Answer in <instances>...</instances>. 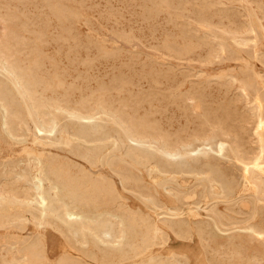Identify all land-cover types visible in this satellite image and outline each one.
<instances>
[{"label":"rangeland","instance_id":"rangeland-1","mask_svg":"<svg viewBox=\"0 0 264 264\" xmlns=\"http://www.w3.org/2000/svg\"><path fill=\"white\" fill-rule=\"evenodd\" d=\"M0 55V264L23 262L21 243L38 234L36 220L28 213L24 214L30 221L28 230L17 229L11 221L14 211L24 212L25 193H34L29 188L38 174L37 160L64 163L81 180L91 174L89 182L101 176L115 185L116 196L106 197L85 187L90 198L85 195V201L76 205L92 222L103 220L113 230H122L129 243L135 240L134 233L153 232L150 250L135 255L127 244L129 259L114 264H169L179 253L182 264H264V244L251 236L264 226V207L243 181L234 152L250 158L257 151L253 116L256 96L264 100V0H0ZM13 71L30 92L34 119L13 91ZM3 102L10 108L6 123ZM44 119L47 127L56 126L54 133L44 136L35 131L34 120L44 123ZM211 135L228 144L224 157L204 146ZM197 172L204 173L201 177ZM178 221L186 227L181 229ZM155 225L163 235L154 232ZM43 230L55 256L61 250L74 264L105 263L101 249L108 241L103 244L96 238L94 243L89 238L82 251L73 235L67 233L63 239L49 225ZM157 237L163 238L161 245ZM16 240L20 243L13 245ZM75 248L86 255L80 256Z\"/></svg>","mask_w":264,"mask_h":264},{"label":"bare ground","instance_id":"bare-ground-1","mask_svg":"<svg viewBox=\"0 0 264 264\" xmlns=\"http://www.w3.org/2000/svg\"><path fill=\"white\" fill-rule=\"evenodd\" d=\"M254 3V2H253ZM256 15V14H255ZM250 26H252V25H250ZM253 29V28H252ZM255 34V33H254ZM256 38V37H255ZM9 41V40H8ZM207 42H208V40H207ZM247 43V42H246ZM15 44H16V42H15ZM241 44V43H240ZM245 44V43H244ZM248 44V43H247ZM239 45V44H238ZM247 46V45H246ZM7 51V50H6ZM10 53V52H9ZM4 55V54H3ZM5 56V55H4ZM0 57H1V55H0ZM6 58H8V57H6ZM212 58V57H211ZM0 59H2V58H0ZM12 60V59H11ZM10 60V61H11ZM214 60V59H213ZM2 61H3V59H2ZM7 62H8V60H6ZM10 61H9V63H10ZM5 63V62H4ZM8 63V64H9ZM23 63V62H22ZM2 64V63H1ZM8 64L6 65L7 67H8ZM12 64V63H11ZM24 64V63H23ZM13 65V64H12ZM14 65H15V63H14ZM25 65V64H24ZM6 67V68H7ZM17 67V66H16ZM5 68V69H6ZM11 68H12V66H11ZM14 68H15V66H14ZM8 69V68H7ZM13 69V68H12ZM25 69H27V67L25 66ZM11 70V69H10ZM30 70V69H29ZM35 70V69H34ZM8 71V70H7ZM12 71V70H11ZM15 71H16V68H15ZM18 71V70H17ZM19 72H20V68H19ZM23 72V71H22ZM26 72V71H25ZM27 72H29L28 70H27ZM34 72L35 71H33L31 74H34ZM8 73V72H7ZM11 74L13 75V80H12V82H13V91H15V93L17 94V95H19L20 96V99H22V101H23V103H24V106L26 107V111H28V115L31 117V119L34 117V107H33V105H31L30 104V102H29V98H30V92L26 89H24V87H23V85H22V81H19L17 78V75H16V73L13 71V72H11ZM30 74V75H31ZM21 73H20V77H21ZM25 75V74H24ZM1 76H2V74H1ZM3 77V76H2ZM28 77V76H27ZM30 77V76H29ZM247 77H248V75H247ZM1 78V77H0ZM24 78H26V76L25 77H23V79L22 80H24ZM31 78V77H30ZM20 79V78H19ZM29 79V78H28ZM250 80V79H249ZM248 80V81H249ZM2 81V80H1ZM7 81V80H6ZM254 81V80H253ZM252 81V82H253ZM27 82V81H26ZM28 82H30V81H28ZM250 82H251V80H250ZM252 82H251V84H252ZM31 83V82H30ZM249 83V82H248ZM25 84V83H24ZM27 84V83H26ZM32 84H33V82H32ZM36 84V83H35ZM38 84V83H37ZM247 84V83H246ZM3 84L1 83V86H2ZM248 85H250V84H248ZM247 85V86H248ZM11 86V85H10ZM29 86V85H28ZM27 86V87H28ZM3 87H5V86H3ZM209 87V86H208ZM251 87H252V90H253V87H255L254 86V84L253 85H251ZM30 88H32V87H30ZM3 89V88H2ZM1 89V90H2ZM12 89V88H11ZM258 89L259 88H257V90L256 91H258ZM4 90V89H3ZM8 90V89H7ZM260 90H261V88H260ZM7 92V91H6ZM1 93V92H0ZM13 93V92H12ZM172 93V92H171ZM8 94H11V93H9L8 92ZM14 94V93H13ZM249 94V93H248ZM258 94V93H257ZM1 95V94H0ZM243 95H244V92H243ZM245 95H246V93H245ZM250 96V95H249ZM5 97V96H4ZM10 98V97H9ZM246 98V97H245ZM253 98V97H252ZM251 98V99H252ZM11 99V98H10ZM13 99V98H12ZM1 100V99H0ZM7 100V96L4 98V101L5 102H7L6 101ZM14 100H15V98L12 100L13 102H14ZM247 100H249L248 99V97H247ZM17 101H19V100H17ZM31 101V100H30ZM264 101V100H263ZM262 101V98H261V96L258 94L257 96H256V98H255V106H254V116L253 117H255V123H256V131H255V137H256V146H257V151H256V153L254 152V151H252L254 154H252V155H254V156H252V155H250L251 157L249 158V157H245L244 155H246V154H244V152H243V154L244 155H241L240 153H239V151L238 150H234V152H235V154H236V157H237V160L240 162V164H241V167H242V171H243V173H242V178H243V181L245 182V183H247V184H249L252 188H253V190H254V194H255V198L257 199V201H259V203H261V206H263L264 207V102ZM5 102H3V104H2V109H3V111H4V118H5V123L7 122V118H8V115H9V105L7 106L6 104H5ZM9 102H11L10 100H9ZM36 102V101H35ZM42 102V101H41ZM1 103V102H0ZM8 103V102H7ZM12 103V102H11ZM16 103V102H15ZM34 103V102H33ZM60 103V102H59ZM8 104H10V103H8ZM35 104V103H34ZM58 104V103H57ZM240 104V103H239ZM247 104V103H246ZM249 104V103H248ZM253 104H254V101H253ZM252 104V105H253ZM17 105V104H16ZM66 105V104H65ZM185 105V104H184ZM252 105H250V106H252ZM10 106H11V104H10ZM18 106V105H17ZM44 106V105H43ZM42 106V107H43ZM12 107H13V105H12ZM16 107V106H15ZM20 107V106H19ZM18 107V108H19ZM41 107V106H40ZM18 108H16V109H18ZM248 108H249V106H248ZM251 108H253V107H251ZM251 108H249V110L251 109ZM37 109H38V107H37ZM42 109V108H41ZM40 109V110H41ZM121 109V108H120ZM12 110H13V108H12ZM14 110H15V108H14ZM13 110V111H14ZM18 110H20V109H18ZM43 110V109H42ZM60 110H62V109H60ZM65 111V110H64ZM94 111V110H93ZM250 111H252V110H250ZM249 111V112H250ZM17 112V111H16ZM19 112V111H18ZM37 112H38V110H37ZM75 112V111H74ZM249 112H247V114H249ZM13 113V112H12ZM21 113V112H20ZM20 113H18V114H20ZM25 113V112H24ZM23 113V114H24ZM64 113V112H63ZM90 113H91V111H90ZM10 114H11V112H10ZM41 114V113H40ZM39 114V115H40ZM95 114V113H94ZM43 115V114H42ZM122 115V114H121ZM250 115V114H249ZM248 115V116H249ZM253 115V114H252ZM12 116V115H11ZM21 116V115H20ZM43 116H45V115H43ZM86 116V115H85ZM88 116V115H87ZM123 116V115H122ZM247 116V117H248ZM10 117V116H9ZM13 117V116H12ZM15 117V116H14ZM18 117V116H17ZM124 117H126V116H124ZM1 118H2V116H1ZM0 118V119H1ZM25 118V117H24ZM45 118V117H44ZM34 119V118H33ZM91 119V118H90ZM175 119V118H174ZM247 119V118H246ZM252 119V118H251ZM4 120V119H3ZM12 120V119H11ZM253 120V119H252ZM26 121V120H25ZM92 121V120H91ZM91 121H88V122H91ZM120 121H122V120H120ZM249 121V120H248ZM247 121V122H248ZM83 122H86V121H83ZM87 122V123H88ZM27 123V122H26ZM33 123V122H32ZM34 123H35V131H37L38 133H41V135H47V134H50V133H54L55 131H56V126L53 124H51V126H48L47 127V125L48 124H45L46 122H45V119H44V123H38V122H36L35 120H34ZM47 123H49V122H47ZM249 123V122H248ZM250 123H251V121H250ZM2 124V123H1ZM102 124V123H101ZM253 124V123H252ZM13 125V124H12ZM220 125V124H219ZM10 126V125H9ZM33 126V125H32ZM125 126H127V125H125ZM3 127V126H2ZM5 127H7V126H5ZM13 127V126H12ZM25 127V126H24ZM92 127V126H91ZM94 127V126H93ZM99 127V126H98ZM123 127H124V124H123ZM143 127V126H142ZM17 128V127H16ZM58 128H59V126H58ZM134 128V127H133ZM223 128V127H222ZM254 128V127H253ZM18 129H20V128H18ZM87 129V128H86ZM118 130H119V128H117ZM128 129V127L126 128V130ZM15 130V129H14ZM26 130H27V128H26ZM99 130V129H98ZM103 130V129H102ZM130 130V129H129ZM129 130H128V132H129ZM134 130H135V128H134ZM164 130V129H163ZM223 130V129H222ZM221 130V131H222ZM7 131V130H6ZM9 131H11V130H9ZM78 131H79V129H78ZM81 131V130H80ZM101 131V130H100ZM105 131V130H104ZM2 132V131H1ZM98 132V131H97ZM96 132V133H97ZM161 132V131H160ZM3 133V132H2ZM18 133V132H17ZM37 133V134H38ZM73 133V132H72ZM76 133V132H75ZM82 134L81 135H85V133H86V131L84 130L83 132H81ZM88 133V132H87ZM101 133V132H100ZM130 134H132L131 133V131L129 132ZM128 133V134H129ZM162 133V132H161ZM197 133V132H196ZM195 133V134H196ZM74 134V133H73ZM77 134V133H76ZM133 134H134V132H133ZM136 134V133H135ZM160 134V133H159ZM253 134V133H252ZM75 135V134H74ZM103 135H105L104 133H103ZM137 135V134H136ZM50 136V135H49ZM79 136H80V134H79ZM102 136V135H101ZM197 136V135H196ZM234 136V135H233ZM11 137V136H10ZM14 137V136H13ZM51 137V136H50ZM53 137V136H52ZM81 137V136H80ZM82 137H85V136H82ZM86 137H88V136H86ZM102 137H104V136H102ZM101 137V138H102ZM106 137V136H105ZM133 137V136H132ZM138 137V136H137ZM161 137V136H160ZM22 138V137H21ZM73 138V137H72ZM77 138H79V137H77ZM90 138V137H89ZM135 138V137H134ZM203 138V137H202ZM253 138V137H252ZM75 139H76V136H75ZM82 139V138H81ZM85 139V138H84ZM88 139V138H87ZM100 139V138H99ZM105 138H103V140H104ZM107 139V138H106ZM112 138H110V140H111ZM118 139V138H117ZM125 139H126V136H125ZM133 139V138H132ZM137 139V138H136ZM144 139V138H143ZM194 139V138H193ZM197 139V138H196ZM255 139V138H254ZM79 140V139H78ZM83 140V139H82ZM82 140H80V142L82 141ZM86 140V139H85ZM167 140V139H166ZM60 141V140H59ZM77 141V140H76ZM88 141H89V139H88ZM97 141V140H96ZM100 141V140H99ZM116 141V140H115ZM128 141V140H127ZM129 141H131V140H129ZM206 142H205V147H208L209 148V151L210 152H217L218 154H219V156L220 157H224V155H225V151L227 150V146H228V144L227 143H225V141H223V140H219V139H217V137L215 136V135H211V136H209V138L207 139V140H205ZM79 142V141H78ZM83 142V141H82ZM101 143H102V141H100ZM104 142H106V141H104ZM108 142V141H107ZM140 142V141H139ZM187 142V141H186ZM250 142V141H249ZM60 143V142H59ZM85 143V142H84ZM86 143H87V141H86ZM85 143V144H86ZM91 143V142H90ZM89 143V145L91 146V144ZM100 143V144H101ZM136 143V142H135ZM189 143V142H188ZM187 143V144H188ZM238 143V142H237ZM242 143V142H241ZM255 143V142H254ZM21 144V143H20ZM76 144V143H75ZM97 144V143H96ZM99 144V143H98ZM124 144V143H123ZM122 144V145H123ZM246 144V143H245ZM22 145V144H21ZM58 145V144H57ZM87 145V144H86ZM133 145V144H132ZM165 145V144H164ZM183 145V144H182ZM241 145V144H240ZM79 146V145H78ZM105 146V145H104ZM134 146V145H133ZM137 146V145H136ZM139 146V145H138ZM166 147V146H165ZM186 147V146H185ZM189 147V146H188ZM187 147V148H188ZM230 147V146H229ZM81 148V147H80ZM79 148V149H80ZM106 148H108V147H106ZM106 148H103V149H106ZM130 148V147H129ZM158 148V147H157ZM237 148V147H236ZM172 149V148H171ZM240 149V148H239ZM129 150V149H128ZM166 150H167V147H166ZM189 150V149H188ZM198 150H200V149H198ZM92 151H94V150H92ZM130 151H131V149H130ZM163 151V150H162ZM167 151H169V150H167ZM186 151V150H185ZM201 151V150H200ZM242 151H243V149H242ZM241 150H240V152H242ZM87 152V151H86ZM88 152H91L90 150L88 151ZM101 152H103V150L101 151ZM108 152H110V151H108ZM114 151H112L111 152V154L113 153ZM131 152H133V151H131ZM171 152H172V150H171ZM196 152V151H195ZM201 152H203V150L201 151ZM233 152V151H232ZM249 152H251V150L249 151ZM94 153L95 152H93V155H94ZM163 153V152H162ZM173 153H174V151H173ZM196 153H198V152H196ZM248 153V152H247ZM90 154V153H89ZM133 154V153H132ZM135 154V153H134ZM133 154V155H134ZM170 154V153H169ZM168 154V155H169ZM199 154V153H198ZM249 154V153H248ZM86 155L88 156V154L86 153ZM85 155V156H86ZM96 155V154H95ZM113 155V154H112ZM128 155V154H127ZM131 155V154H130ZM133 155L132 156H129V157H133ZM216 155V154H215ZM77 156V155H76ZM86 156V157H87ZM109 156V155H108ZM164 156V155H163ZM165 156H167V155H165ZM175 156V155H174ZM248 156V155H247ZM81 157H83L82 155H81ZM94 157V156H93ZM112 157V156H111ZM181 157V156H180ZM36 158V157H35ZM85 157H83V159H84ZM88 158H90V157H88ZM87 158V159H88ZM95 158V157H94ZM93 158V159H94ZM104 158V157H103ZM134 158V157H133ZM165 158V157H164ZM167 158H168V156H167ZM166 158V159H167ZM179 158V157H178ZM196 158V157H195ZM34 159V158H33ZM90 159H92V157L90 158ZM92 159V160H93ZM109 159V158H108ZM170 159H172V158H170ZM169 159V160H170ZM119 160V159H118ZM47 161V160H46ZM49 161V160H48ZM84 161V160H83ZM87 161H89V160H87ZM87 161H84V162H87ZM95 161V160H94ZM92 162V163H94L95 164V162ZM102 161V160H101ZM172 161V160H171ZM90 162H91V160H90ZM108 162V161H107ZM111 162V161H110ZM167 162V161H166ZM173 162V161H172ZM61 163H63V161L61 162ZM70 163V162H69ZM87 163H89V162H87ZM102 163V162H101ZM113 163V162H112ZM171 163V162H170ZM35 164V163H34ZM64 164V163H63ZM63 164H55V163H52V164H49V165H47L46 163H43L42 161H39V160H37V162H36V165L38 166V174H36V176L31 180V186H30V188L29 189H33V191H34V193L33 194H31L30 193V191L28 190L26 193H25V198H26V202H25V204L23 205L24 207H25V210H24V212H22V215L21 214H15V211H14V214H12V216H11V221H12V223H13V226L14 227H16L17 229H20V230H26L27 228H28V225H29V223H30V221H28V219L25 217V213H28V214H30L32 217H33V219L34 220H36V222H35V225L36 226H38V228H39V231H38V234H37V236H36V238H34V239H30V240H27V243L25 244L24 242H22L21 244V246H24L23 247V249L25 250V254L22 256L23 257V262L21 261V262H18V263H14V264H50V263H52V264H74V262H72L71 261V259H70V257L69 256H67V255H65V256H62V253H61V250H59V253H58V255L57 256H55V254H52L51 252H50V248H49V241H48V236H46V235H44L43 234V232H45V230H43V226H45V225H49V226H51L52 228H54V230L55 231H57L62 237H63V239H67V233H68V235H73L74 236V238H75V240L77 241V242H75V244L76 243H80V245H81V247L83 248L82 249V251H84V249H86V247H87V245H88V239L89 238H92L93 239V241H94V243L96 242L97 243V241H95L96 240V238H97V240L99 239L100 240V242L101 243H105V241H108L109 242V245H104L103 246V249H101L102 247H100L98 250H100L101 249V251H103V257H104V262L106 263V264H114L115 262H117V260L119 259V260H124V259H129V256H127V251L125 250V248H126V246H127V244H128V246L130 247V248H132V249H130V250H132V254H134L135 253V255H140V254H143V252L146 250V249H148L149 248V243H150V241H151V235L150 234H152L153 232V230H151V231H149V232H152V233H150L149 235L147 234V235H143V233H145V230L143 231V233L141 234V233H139V234H135L134 233V236L136 235V237H135V240H133L131 243H129V241L127 240V236H126V234L122 231V230H120V231H115V230H113V228H111L110 227V225H108V223L107 222H105V221H103V220H99L97 223H94V222H92L90 219H88L87 217H84L79 211H78V209L79 208H81V206H79V208H78V206L76 205L77 203H79V202H84L85 200V198L87 197V195H86V193L88 192L87 190H85V187L87 186H91V187H93V189H94V193H97V194H99L100 196H102V197H106V196H109L111 193H112V196L113 195H115L116 196V194H113V188H114V186H113V184L111 183V182H109V180L108 179H106V178H104V177H101L100 176V178H96L97 180L95 181V182H89V181H87V179L90 177V175L91 174H89V177L87 178V179H85V180H81L80 178H75V177H73L71 174V172H70V170H67L66 169V167L63 165ZM97 164V163H96ZM108 165H109V163H107ZM239 164V163H238ZM237 164V165H238ZM68 165V164H67ZM82 165V164H81ZM89 165H91V164H89ZM70 166V165H69ZM75 166V165H74ZM83 166V165H82ZM170 166V165H169ZM213 166V165H212ZM77 167H79V165L77 166ZM85 167V166H84ZM83 167V168H84ZM93 167V166H92ZM96 167V166H95ZM109 167V166H108ZM94 168V167H93ZM111 168H113V166L111 167ZM206 168V167H205ZM34 169V168H33ZM68 169H70L69 167H68ZM72 169H73V167H72ZM80 169V168H79ZM81 169H82V167H81ZM87 169V168H86ZM180 169H181V167H180ZM201 169V168H200ZM213 169V168H212ZM220 169V168H219ZM74 170V169H73ZM75 170H78V169H76L75 168ZM201 170H203V169H201ZM216 169H214V171H215ZM82 171V170H81ZM112 171H113V169H112ZM177 171V170H176ZM5 172V171H4ZM83 172V171H82ZM200 172V171H199ZM199 172H197V173H199ZM202 172V171H201ZM205 172V171H204ZM203 172V173H204ZM207 172V171H206ZM205 172V173H206ZM220 172H222V171H220ZM74 173V172H73ZM77 173V172H76ZM78 173H80V172H78ZM77 173V174H78ZM85 173H86V171H85ZM90 173V172H89ZM117 173H118V171H117ZM174 173H176V172H174ZM202 173V174H203ZM83 174V173H82ZM115 174V171H114V173H113V175ZM133 174V173H132ZM168 174V173H167ZM170 174V173H169ZM200 174V176L202 177V174L201 173H199ZM218 174V173H217ZM16 175V174H15ZM14 175V176H15ZM80 175H81V173H80ZM84 175V174H83ZM82 175V176H83ZM86 175H88V174H86ZM116 175V174H115ZM123 175V174H122ZM79 176V175H78ZM116 176H118V175H116ZM135 176V175H134ZM170 176V175H169ZM186 176V175H185ZM209 177H210V175H208ZM96 177V176H95ZM207 177V176H206ZM208 177V178H209ZM222 177V176H221ZM84 178H86L85 176H84ZM94 178V177H93ZM136 177H134L133 179H135ZM173 178V176L171 177V179ZM90 179H92V177L90 178ZM122 179V178H121ZM131 179V178H130ZM137 179V178H136ZM175 179V178H174ZM176 179H177V177H176ZM201 179V178H200ZM217 179H218V177H217ZM231 179V178H230ZM230 179H228V180H230ZM173 180V179H172ZM171 180V181H172ZM215 180V179H214ZM111 181V180H110ZM134 181V180H133ZM136 181V180H135ZM226 181H227V179H226ZM230 181H232V180H230ZM45 182H49V185H48V187H46L45 185H44V183ZM138 181H136V183H137ZM216 182V181H215ZM214 182V183H215ZM232 183V182H231ZM227 184V183H226ZM136 185V184H135ZM230 185V184H229ZM16 186V185H15ZM14 186V187H15ZM124 187V186H123ZM231 187V186H230ZM178 188H179V186H178ZM88 189V188H87ZM231 189H233L232 187L230 188V190ZM87 191V192H86ZM91 191V190H90ZM168 191V190H167ZM170 191V190H169ZM91 192H93V191H91ZM115 192V191H114ZM227 192H229V191H227ZM9 193V192H8ZM172 193V192H171ZM175 193V192H174ZM230 193H232L231 191H230ZM13 194V193H12ZM88 194V193H87ZM89 194H90V192H89ZM88 194V195H89ZM92 194V193H91ZM96 194V195H97ZM155 194V193H154ZM177 194V193H176ZM176 194H174L175 196H177ZM229 194V193H228ZM1 195V194H0ZM86 195V197L84 198V196ZM156 195V194H155ZM2 196V195H1ZM18 196V195H17ZM90 196V195H89ZM88 196V197H89ZM114 196V197H115ZM154 196V195H153ZM153 196H152V198H153ZM178 196H180V195H178ZM14 197V196H13ZM88 197L86 198V199H88ZM96 197V196H95ZM97 197H98V195H97ZM155 197H157V196H154V198ZM15 198V197H14ZM90 198V197H89ZM111 198V197H110ZM253 198V197H252ZM16 199H17V197H16ZM92 199V198H91ZM114 199V198H113ZM112 199V200H113ZM145 199V198H144ZM147 199V198H146ZM151 199V198H150ZM158 199V198H157ZM18 200V199H17ZM152 200V199H151ZM253 200H254V198H253ZM1 201H2V199L0 198V206H3L2 205V203H1ZM24 201H25V199H24ZM94 201V200H93ZM98 201H101V200H98ZM154 201V200H153ZM180 201V200H179ZM18 202H19V200H18ZM69 202V203H68ZM89 203H90V201H88ZM87 202V203H88ZM88 203V204H89ZM97 203V202H96ZM100 203V202H99ZM103 203V202H102ZM149 203V202H148ZM153 203V202H152ZM151 203V204H152ZM255 203V202H254ZM9 204H11V203H9ZM16 204V203H15ZM160 204V203H159ZM159 204H157V208H159L158 207V205ZM180 204V203H179ZM235 204V203H234ZM12 205H13V203H12ZM72 205H73V207H72ZM96 205H99V204H96ZM107 205H109V204H107ZM182 205V204H181ZM94 206H95V203H94ZM154 207L156 206V204L155 205H153ZM161 206V205H160ZM96 207V206H95ZM162 207V206H161ZM165 206H163V208H164ZM181 207V206H180ZM91 208H93V207H91ZM99 208V207H98ZM116 208V207H115ZM83 209V208H82ZM89 209V208H88ZM161 209V208H160ZM120 210H121V207H120ZM123 210H125V209H123ZM128 210V209H127ZM126 210V211H127ZM163 210V209H162ZM179 210H180V208H179ZM235 210V209H234ZM260 210V209H259ZM264 210V209H263ZM36 211V212H35ZM90 211V210H89ZM93 211V210H92ZM106 211V210H105ZM119 211V210H118ZM150 211V210H149ZM171 211V210H170ZM176 211V210H175ZM178 211V210H177ZM239 211V210H238ZM260 211H262V209L260 210ZM84 212V211H83ZM85 212H86V210H85ZM94 212H95V210H94ZM93 212V213H94ZM97 212V211H96ZM123 212V211H122ZM13 213V212H12ZM86 213H88V210H87V212ZM90 213V212H89ZM88 213V214H89ZM135 213V212H134ZM178 213H180V212H178ZM183 213V212H182ZM1 214V213H0ZM10 214V213H9ZM105 214V213H104ZM123 214V213H122ZM125 214V213H124ZM130 214H132V213H130ZM137 214V213H136ZM135 214V215H136ZM174 214H176V213H174ZM233 214V213H232ZM262 214H263V212H262ZM3 215V214H2ZM1 215V216H2ZM101 215V214H100ZM107 215V214H106ZM141 215V214H140ZM140 215H138V216H140ZM177 215V214H176ZM29 216V215H28ZM103 216V215H102ZM120 216V215H119ZM122 216V215H121ZM142 216V215H141ZM165 216H168V215H165ZM234 216H236V215H234ZM8 217V216H7ZM127 217V216H126ZM130 217V216H129ZM134 217V216H133ZM157 217H158V215H157ZM240 217V216H239ZM254 217V216H253ZM252 217V218H253ZM3 218H4V220L6 219V215L4 214L3 215ZM9 218V217H8ZM125 218V217H124ZM150 218V217H149ZM160 218V217H159ZM56 219V220H55ZM103 219V218H102ZM106 219V218H105ZM104 219V220H105ZM130 219H132V218H130ZM135 219H137V217H135ZM140 219H142L141 217L139 218V220ZM175 219V218H174ZM179 219H181V218H179ZM261 219V218H260ZM263 219V218H262ZM1 220H2V218H1ZM8 220V219H7ZM54 220H55V222H56V224L55 225H53L52 224V222H54ZM97 220V219H96ZM145 220V219H144ZM151 220V219H150ZM3 221V220H2ZM2 221H0V222H2ZM132 221V220H131ZM131 221H129V222H131ZM135 221L136 220H134V223H135ZM148 222H149V220H147ZM166 221V220H165ZM180 221H182V220H180ZM180 221H178V222H180ZM263 221H264V219H263ZM138 222V221H137ZM136 222V223H137ZM141 222V221H140ZM152 222H154V220L152 221ZM171 222V221H170ZM184 222V221H183ZM132 223V222H131ZM145 223H147V222H145ZM145 223H140L141 225L142 224H145ZM181 224L179 225L180 227L182 226V224H184V223H182V222H180ZM220 223V222H219ZM218 223V224H219ZM114 224V223H113ZM112 224V226H114ZM116 224H118V223H116ZM115 224V225H116ZM159 224H163V223H160L159 222ZM171 224V223H170ZM175 224H176V222H175ZM222 224V223H221ZM220 224V225H221ZM242 224V223H241ZM5 225V224H4ZM141 225H139V226H141ZM216 225V224H215ZM262 225V224H261ZM134 225H132V227H133ZM146 226V225H145ZM149 226V225H148ZM148 226H146V227H148ZM171 226H173V223H172V225ZM175 226V225H174ZM178 226V227H179ZM234 226V225H233ZM257 226V225H256ZM1 227H2V225H1ZM4 227V226H3ZM116 227V226H115ZM135 227V226H134ZM150 227V226H149ZM148 227V228H149ZM165 227V226H164ZM168 227V226H167ZM183 228H185L186 226H182ZM182 227H181V229H182ZM254 227V226H253ZM259 227V226H258ZM257 227V229H254L253 231H252V238L254 239V240H256L257 242H259V243H263L264 244V226H262V227H259L258 228ZM148 228H144V229H148ZM168 228H170V226L168 227ZM174 228H176V227H174ZM187 228H189V227H187ZM186 228V229H187ZM191 228V227H190ZM206 228V227H205ZM217 228H218V226H217ZM41 229V230H40ZM128 229V228H127ZM131 229V228H130ZM133 229V228H132ZM138 229H140V228H138ZM150 229H152V228H150ZM172 229V228H171ZM202 229V228H201ZM208 229V228H207ZM249 229V228H248ZM28 230V229H27ZM149 230V229H148ZM169 230V229H168ZM198 230H200V229H198ZM251 230V229H250ZM135 231V230H134ZM137 231V230H136ZM135 231V232H136ZM139 231V230H138ZM138 231H137V233H138ZM142 231V230H141ZM174 232H175V230H173ZM176 231H177V228H176ZM186 231V230H185ZM185 231H183L184 233H185ZM191 231H192V229H191ZM211 231H212V229H211ZM218 231V230H217ZM220 231V230H219ZM154 232L155 233H160L161 232V227L159 226V225H155V227H154ZM190 232V231H189ZM198 232H201V230L200 231H198ZM208 232V231H207ZM214 232V231H213ZM148 233V232H147ZM162 233V232H161ZM186 233H188V232H186ZM206 233V232H205ZM205 233H203V234H205ZM25 234V233H24ZM130 234V233H129ZM165 234V233H164ZM177 234H181V233H178L177 232ZM183 234V233H182ZM192 234V233H191ZM196 234V233H195ZM208 234H209V232H208ZM207 234V235H208ZM226 234V233H225ZM230 234V233H229ZM128 235V234H127ZM160 235H163V233L162 234H160ZM175 235H176V232H175ZM184 235H186V234H184ZM189 235V234H188ZM72 236V237H73ZM133 236V235H132ZM133 236V237H134ZM153 236V235H152ZM167 236V235H166ZM165 236V237H166ZM178 236V235H177ZM180 236V235H179ZM191 236H193V235H191ZM191 236H189V238L191 237ZM201 236V235H200ZM208 236H210V235H208ZM207 236V237H208ZM212 236V235H211ZM30 237V236H29ZM32 237V236H31ZM130 237H131V235H130ZM155 237H156V235H155ZM162 237V236H161ZM186 237V236H185ZM205 237V236H204ZM153 238H154V236H153ZM158 238V237H157ZM157 238H156V240H157ZM177 238V237H176ZM179 238V237H178ZM187 238H188V236H187ZM188 238V239H189ZM202 238V237H201ZM206 238V237H205ZM211 238V237H210ZM22 239V238H21ZM20 239V240H21ZM24 239V238H23ZM22 239V240H23ZM70 239V238H69ZM68 239V240H69ZM133 239V238H132ZM163 239V238H162ZM161 239V240H162ZM170 239V238H169ZM98 240V241H99ZM161 240H159V238H158V243L157 244H159L160 243V241ZM166 240V238L164 239V241ZM168 240V239H167ZM185 240H187V239H185ZM70 241V240H69ZM131 241V240H130ZM255 241V242H256ZM59 242H61V241H59ZM73 242V241H72ZM153 242H155V239L153 240ZM165 242H168V241H165ZM20 242H19V240L17 241H15L14 243H13V245H17V244H19ZM69 243V242H68ZM163 243V242H162ZM74 244V243H73ZM155 244V243H154ZM8 245V244H7ZM6 245V246H7ZM60 245V244H59ZM92 245V244H91ZM160 245H161V243H160ZM70 246V245H69ZM68 246V247H69ZM96 246V245H95ZM155 246V245H154ZM158 245H156V248H158L157 247ZM163 246H165V244H163ZM67 247V248H68ZM70 247H72V245L70 246ZM74 247V246H73ZM81 247H80V249H81ZM88 247H90V246H88ZM96 247H98V246H96ZM95 247V248H96ZM129 247H127V249H129ZM155 248V247H154ZM74 249V248H73ZM73 249H71V250H73ZM79 249V248H78ZM97 249V248H96ZM247 249L248 248H246V251H247ZM4 250V249H3ZM75 250H76V253L79 251H77V249L75 248ZM149 250H150V248H149ZM152 250V249H151ZM244 250V249H243ZM251 250H253V249H251ZM258 250V249H257ZM81 251V252H82ZM97 251V250H96ZM129 251V250H128ZM225 251V250H224ZM236 251V250H235ZM240 251V250H239ZM245 251V252H246ZM8 252V251H7ZM80 252V251H79ZM90 252V251H89ZM98 252V251H97ZM134 252V253H133ZM219 252V251H218ZM222 252V251H221ZM228 252H231V251H228ZM238 252V251H237ZM241 252V251H240ZM244 252V251H243ZM250 252V251H249ZM83 253V252H82ZM87 253H88V251H87ZM102 252H99V254H101ZM217 253V252H216ZM239 253V252H238ZM21 254V253H20ZM77 254H80V256H85V255H81V253H77ZM90 255H91V253H89ZM148 254V253H147ZM215 254V253H214ZM221 253L219 252V254L218 255H220ZM245 254H247V253H245ZM249 254V253H248ZM257 254V253H256ZM255 254V255H256ZM258 254H259V252H258ZM145 255V254H144ZM180 253L178 254V256L175 258V262H173V263H169V264H182L181 262H182V259L181 258H179L180 256ZM218 255H216V256H218ZM224 255V254H223ZM233 255V254H232ZM237 255H240V254H237ZM250 255V254H249ZM249 255L247 256L248 258H250L249 257ZM261 256H263L262 254H260ZM141 256V255H140ZM139 256V257H140ZM146 256V255H145ZM215 256V257H216ZM227 256V255H226ZM252 257H253V252H252V255H251ZM260 256V257H261ZM88 257V256H87ZM90 257V256H89ZM102 257V256H101ZM102 257V258H103ZM135 257V256H134ZM137 257V256H136ZM138 257V259H140ZM206 257H208V256H206ZM219 257V256H218ZM223 256H221V258H222ZM238 257V256H237ZM241 257H242V255H241ZM241 257H240V259H241ZM256 257H257V255H256ZM77 258V257H76ZM92 257H90V259H91ZM121 258V259H120ZM132 258V257H131ZM130 258V259H131ZM217 258V257H216ZM228 258V257H227ZM236 258V257H235ZM246 258V257H245ZM244 258V259H245ZM254 258V257H253ZM86 259H89V258H86ZM137 259V260H138ZM229 259V258H228ZM252 259V258H251ZM251 259H250V261H251ZM256 259V258H255ZM78 260V259H77ZM76 260V261H77ZM121 260V261H122ZM136 260V259H135ZM209 260V259H208ZM221 260V259H220ZM220 260H218V261H220ZM260 260V259H259ZM84 261V260H83ZM211 261V260H210ZM212 261H213V263L215 262L213 259H212ZM224 261V260H223ZM233 261H234V259H233ZM236 261V260H235ZM242 261V260H241ZM248 261V260H247ZM12 262V261H11ZM78 262V261H77ZM120 262V261H119ZM128 262V261H127ZM240 262V261H239ZM254 262V261H253ZM257 262H258V260H257ZM10 263V262H9ZM76 263V262H75ZM80 263H81V261H80ZM92 263V262H91ZM104 263V264H105ZM122 263H123V261H122ZM220 263V262H219ZM248 263V262H247ZM261 263V262H260ZM90 264V263H89ZM93 264V263H92ZM125 264V263H124ZM132 264H133V262H132ZM134 264H144V263H134ZM215 264H217V263H215ZM223 264V263H222ZM240 264V263H239ZM242 264H244V263H242ZM251 264V263H250ZM255 264H257L256 263V261H255Z\"/></svg>","mask_w":264,"mask_h":264}]
</instances>
